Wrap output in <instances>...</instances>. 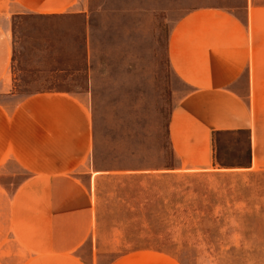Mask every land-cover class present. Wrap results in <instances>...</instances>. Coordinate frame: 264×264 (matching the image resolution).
<instances>
[{"label": "crops", "instance_id": "0c3cea01", "mask_svg": "<svg viewBox=\"0 0 264 264\" xmlns=\"http://www.w3.org/2000/svg\"><path fill=\"white\" fill-rule=\"evenodd\" d=\"M260 8L247 2L244 24L226 8L198 7L172 27L166 57L190 89L169 124L184 169H264ZM90 13L88 0H0V264H85L74 251L95 227L94 185L116 172L94 160L92 90L102 84ZM18 23L29 28L19 34ZM28 56L48 68L19 67ZM241 135L244 161L219 163L220 138L240 146Z\"/></svg>", "mask_w": 264, "mask_h": 264}, {"label": "rangeland", "instance_id": "374dc122", "mask_svg": "<svg viewBox=\"0 0 264 264\" xmlns=\"http://www.w3.org/2000/svg\"><path fill=\"white\" fill-rule=\"evenodd\" d=\"M88 2L97 38L94 68L102 84L92 90L94 160L116 172L94 185L95 227L74 254L85 264H264V169L181 166L169 124L190 89L166 57L172 27L191 9L226 8L245 24L247 2L264 7V0ZM256 17L252 30L263 34L264 13ZM24 27L18 23L19 34ZM18 66L48 68L30 56ZM19 76L45 83L44 74ZM244 81L245 74L237 83ZM237 138L240 146L220 138L219 163L244 161L245 136Z\"/></svg>", "mask_w": 264, "mask_h": 264}]
</instances>
